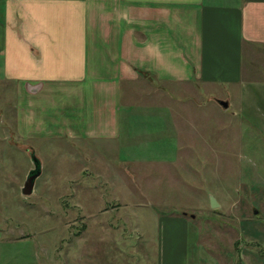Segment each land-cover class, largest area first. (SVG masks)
Returning <instances> with one entry per match:
<instances>
[{
    "label": "crops",
    "instance_id": "1",
    "mask_svg": "<svg viewBox=\"0 0 264 264\" xmlns=\"http://www.w3.org/2000/svg\"><path fill=\"white\" fill-rule=\"evenodd\" d=\"M0 66L3 81L29 99L53 100L49 125L85 151L89 176L107 177L101 153H115L142 183L170 142L178 164L177 143L187 141L179 132L186 103L174 104L173 91L239 93L248 115L264 119V0H0ZM137 142L158 149L150 162ZM163 169L149 178L166 179ZM157 219V261L189 264L192 219L185 212Z\"/></svg>",
    "mask_w": 264,
    "mask_h": 264
},
{
    "label": "rangeland",
    "instance_id": "2",
    "mask_svg": "<svg viewBox=\"0 0 264 264\" xmlns=\"http://www.w3.org/2000/svg\"><path fill=\"white\" fill-rule=\"evenodd\" d=\"M244 66H251L246 52ZM1 71L0 264H161L157 217L182 212L192 219L189 264H264V119L248 115L243 95L173 91L174 104L186 103L188 119L179 132L187 141L177 143L183 165L171 161L170 142L167 157L149 163L139 183L134 166L128 159L119 162L115 153H101L105 165L99 167L107 177L89 176L85 151L73 150L49 125L53 100L29 99L22 88L4 82ZM139 145L150 162L158 149ZM32 154L42 172L26 197L21 190L34 169ZM164 161L168 166L160 165ZM163 168L166 179L149 178L151 169ZM113 171L123 177L114 180ZM210 197L218 208H211Z\"/></svg>",
    "mask_w": 264,
    "mask_h": 264
},
{
    "label": "water",
    "instance_id": "3",
    "mask_svg": "<svg viewBox=\"0 0 264 264\" xmlns=\"http://www.w3.org/2000/svg\"><path fill=\"white\" fill-rule=\"evenodd\" d=\"M219 104L225 109L228 106L226 102L220 101ZM31 156H32V164L34 166V169L29 172L24 182L23 188L21 190L22 196H26V197L31 196L33 194L35 188V182L39 178L42 172V166L39 160L33 154ZM210 204L212 209H216L219 207V205L217 204V202L213 197H210Z\"/></svg>",
    "mask_w": 264,
    "mask_h": 264
}]
</instances>
